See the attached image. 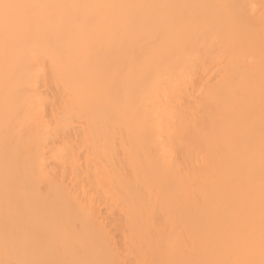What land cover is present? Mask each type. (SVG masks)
Here are the masks:
<instances>
[{
    "label": "bare ground",
    "instance_id": "6f19581e",
    "mask_svg": "<svg viewBox=\"0 0 264 264\" xmlns=\"http://www.w3.org/2000/svg\"><path fill=\"white\" fill-rule=\"evenodd\" d=\"M0 264H264V0H0Z\"/></svg>",
    "mask_w": 264,
    "mask_h": 264
}]
</instances>
